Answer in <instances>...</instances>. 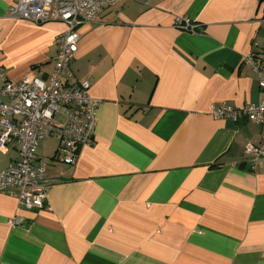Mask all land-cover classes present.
<instances>
[{"label":"crops","instance_id":"crops-1","mask_svg":"<svg viewBox=\"0 0 264 264\" xmlns=\"http://www.w3.org/2000/svg\"><path fill=\"white\" fill-rule=\"evenodd\" d=\"M13 3L0 0V88L46 80L67 28L12 18ZM78 34L70 83L99 101L94 140L74 166L57 137L38 142L43 209L0 192V264H264V160L244 155L261 129L210 116L262 100L244 58L264 56V0H123ZM17 158L7 144L0 173Z\"/></svg>","mask_w":264,"mask_h":264},{"label":"built area","instance_id":"built-area-1","mask_svg":"<svg viewBox=\"0 0 264 264\" xmlns=\"http://www.w3.org/2000/svg\"><path fill=\"white\" fill-rule=\"evenodd\" d=\"M122 1L14 0L8 10V15L15 19L37 25L62 22L67 27L54 40V67L46 80L26 76L18 82L4 80L0 88V151L15 143L18 152V158L0 173V192L13 194L20 209L41 210L47 200L45 165L36 163L39 141L57 137L62 162L74 166L80 149L94 140L99 101L88 95V82L70 83V65L77 51L79 27L93 22L103 9ZM174 26L188 33L196 32L185 17L176 18ZM244 63L257 75L262 100L241 108L211 105L210 116L233 122L242 119L260 127V141L244 147V155L254 169L264 160V56L258 61L248 56ZM62 109L65 123L59 125L54 118ZM19 223L18 218L11 221L13 225Z\"/></svg>","mask_w":264,"mask_h":264},{"label":"rangeland","instance_id":"rangeland-1","mask_svg":"<svg viewBox=\"0 0 264 264\" xmlns=\"http://www.w3.org/2000/svg\"><path fill=\"white\" fill-rule=\"evenodd\" d=\"M54 119L60 125H63L65 123L64 110L62 109L61 111L57 112Z\"/></svg>","mask_w":264,"mask_h":264},{"label":"trees","instance_id":"trees-1","mask_svg":"<svg viewBox=\"0 0 264 264\" xmlns=\"http://www.w3.org/2000/svg\"><path fill=\"white\" fill-rule=\"evenodd\" d=\"M195 30H196V28H195Z\"/></svg>","mask_w":264,"mask_h":264}]
</instances>
